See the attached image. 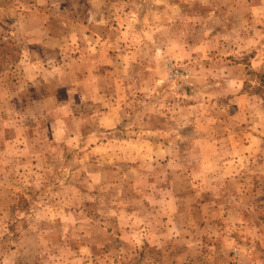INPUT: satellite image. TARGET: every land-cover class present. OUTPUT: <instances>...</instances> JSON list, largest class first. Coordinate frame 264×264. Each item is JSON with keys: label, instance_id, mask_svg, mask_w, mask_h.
<instances>
[{"label": "rangeland", "instance_id": "obj_1", "mask_svg": "<svg viewBox=\"0 0 264 264\" xmlns=\"http://www.w3.org/2000/svg\"><path fill=\"white\" fill-rule=\"evenodd\" d=\"M45 1L0 0V264H264V0ZM42 10L116 65L30 82Z\"/></svg>", "mask_w": 264, "mask_h": 264}, {"label": "crops", "instance_id": "obj_2", "mask_svg": "<svg viewBox=\"0 0 264 264\" xmlns=\"http://www.w3.org/2000/svg\"><path fill=\"white\" fill-rule=\"evenodd\" d=\"M45 1V8L48 5H52L54 2L59 3V0ZM96 0H83L85 5L91 7ZM105 2V0H104ZM0 10H5L0 7ZM15 10L14 22L8 21V28L14 29V33L19 32L21 24L25 21V16L17 13ZM17 13V14H16ZM39 16L36 17V26L31 27L32 40L28 42L29 49H25L26 55H29L28 64L25 70H29L30 82L35 80L39 81L44 86H56L60 88L63 86V82L68 83L70 79H79L81 81L90 82L96 78L101 77V70L104 68H111L117 63L116 56L113 53L114 43L110 42L109 30L100 29L101 22L105 19V16L98 13L85 12L83 14H62L59 21V27H64L52 31L50 24L53 20V16L49 11L38 12ZM76 21L78 24V30L75 34L67 33V26L70 21ZM94 23V26L91 25ZM97 25V26H96ZM19 26V27H17ZM6 28V22L0 19V31ZM16 29V30H15ZM29 29V28H28ZM110 33V34H109ZM30 34V33H29ZM122 34V33H120ZM36 35V36H35ZM23 36V35H22ZM21 36V37H22ZM74 38L79 40L81 53L79 59L73 63L71 67L70 53L65 52L69 50L66 47L65 41L69 43L70 39ZM60 46V51L59 50ZM65 49V50H64ZM79 62L78 65L76 63ZM52 94H47L43 97H32L30 103H44L52 100Z\"/></svg>", "mask_w": 264, "mask_h": 264}]
</instances>
